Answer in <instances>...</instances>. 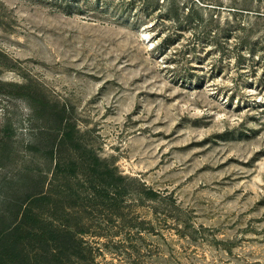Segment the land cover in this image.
Here are the masks:
<instances>
[{
  "label": "rangeland",
  "instance_id": "1",
  "mask_svg": "<svg viewBox=\"0 0 264 264\" xmlns=\"http://www.w3.org/2000/svg\"><path fill=\"white\" fill-rule=\"evenodd\" d=\"M14 228L12 264H264V0H0Z\"/></svg>",
  "mask_w": 264,
  "mask_h": 264
},
{
  "label": "trees",
  "instance_id": "2",
  "mask_svg": "<svg viewBox=\"0 0 264 264\" xmlns=\"http://www.w3.org/2000/svg\"><path fill=\"white\" fill-rule=\"evenodd\" d=\"M19 228H14V229H7L5 231L2 232V236L0 237V240L2 241V243L0 244V249L2 248V250H0V264H12V259L11 258H7V256H3V254H5L4 251V247H5V240H12L13 238L15 239L16 233L18 232ZM53 233L54 237L56 238V236L58 237L60 234L58 232H51ZM18 239V238H17ZM52 240H55L52 238ZM9 249L10 247L7 246Z\"/></svg>",
  "mask_w": 264,
  "mask_h": 264
}]
</instances>
